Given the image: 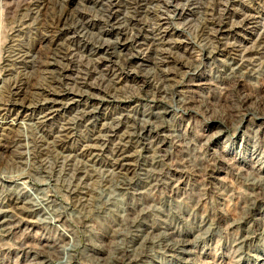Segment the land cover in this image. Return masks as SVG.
<instances>
[{
    "label": "rangeland",
    "instance_id": "374dc122",
    "mask_svg": "<svg viewBox=\"0 0 264 264\" xmlns=\"http://www.w3.org/2000/svg\"><path fill=\"white\" fill-rule=\"evenodd\" d=\"M26 1L3 0L0 14V210L9 221L0 227V264H264V0H146L149 11L136 14L122 0H59L90 13L71 25L93 19L92 38L110 29L98 21L107 5L117 18H136L124 23L133 34L143 26L141 35L114 57L67 35L34 42L43 16ZM102 37L124 41L116 31ZM57 41L69 50L63 58L53 54ZM32 60L56 64L34 71ZM227 65L235 76L219 73ZM25 75L29 101L57 102L6 117L11 92L25 99L15 89ZM42 85L64 95H33ZM143 108L164 110L150 116L158 130L146 149L125 137ZM92 109L100 139L84 141L89 120L78 121L73 136L39 153L42 140L63 137L67 119ZM110 124L116 133L105 131ZM87 144L95 157L82 154ZM8 176L25 196L9 194Z\"/></svg>",
    "mask_w": 264,
    "mask_h": 264
},
{
    "label": "bare ground",
    "instance_id": "6f19581e",
    "mask_svg": "<svg viewBox=\"0 0 264 264\" xmlns=\"http://www.w3.org/2000/svg\"><path fill=\"white\" fill-rule=\"evenodd\" d=\"M2 1L3 0L0 1V14L3 13ZM63 1L66 2L67 0H63ZM145 1L146 0H135V1L134 0L133 1H131V0H122V6L131 9L132 12L135 13V14L140 12V11L147 12V11H149L150 8H148L146 6ZM59 2H60L59 0H29L26 3V7L25 8L27 10L32 8L33 5L37 4L38 8H39L38 9V11H39L38 13L41 16H43L42 23L41 22L39 23L40 31H39L38 34L36 33L37 34L36 36H34L35 37L34 38L35 39L34 42H37V41L39 42V41H41L42 39H45V38L50 39L51 41H54V40H57L58 38L62 37L63 35H67V37H65V38H66V41L68 43H71V42H73V41H75L76 39L79 38L78 39V40H80L79 42L83 43V45H90L92 48H96L95 51L96 50L105 49V47H106V49H112V51H110V52L105 50L106 51L105 53H109V55H111V57H114V53H116L117 55L118 54L121 55L119 53L121 47H127V48L128 47H132L134 45V43L137 42L138 35H141L140 31L144 29L143 26H141L142 28H140V31L137 34L129 33L130 28L128 27V25H126V23L132 22L133 20H136V18L129 17L127 15H124L125 16L124 20L121 17L117 18L116 15H114L115 13L111 11L110 7L112 5L111 6L107 5L108 8L105 9V10H107V14H106L107 18L104 19V20L101 18V19H98V21H103L106 25L110 26V29L101 30V31L99 30L100 34H102V35L105 34L106 35V34L112 33L113 31H116V34L118 33L121 36H124V41L121 42V43L117 42V41L116 42L115 41H111L109 38L102 37V35H98L97 38L93 37L94 38L93 39L92 37H89L88 33H86V32H88L87 25L91 24V26H96L95 23L91 22L93 19L87 24H86V21L85 22L82 21L81 27H82V29L85 32L81 31L82 29H80L79 25L78 26H74V25L72 26L71 25L74 17L79 16L80 14H90V13H88L87 11H78V10H71V9L69 10L68 7L64 6L61 2L60 3ZM120 5H121V3H120ZM4 10H6V9L4 8ZM50 14H54V16L52 15L53 16L52 20H54L53 23L57 24L59 26V28H60V30L57 31V32L54 31V32L51 33V30H49V28H51V26H49L47 17L51 16ZM55 14H56V16H55ZM111 19L114 20L112 24H110L111 23L110 22ZM120 19H122V21ZM124 21L126 23H124ZM210 22L215 23V24H222V20L220 18H215V17H212V16L210 18ZM69 32L75 33L76 36L75 35L74 36H69ZM67 50H68V48L65 45H63V43L60 44L57 41V46L55 48H53V54L54 55H59L60 57L63 58L64 56H66ZM91 53H93V52H91ZM211 53H215V52L212 51ZM203 57L204 58H210L211 57L210 56V52H206V50H205L204 53H203ZM117 58H119V57H117ZM117 58L111 60V62H112V64H114L116 67L119 68L118 70H119L120 73H124L125 72L124 69H126V67H124L121 63H118L119 60ZM128 59H125L124 62L126 63L128 61ZM123 60H121V61H123ZM50 64H56V63L53 60H51V61L32 60L29 66H31L30 68H32L35 71L40 66H45V65L47 66V65H50ZM191 71L197 72L198 70L194 69V70H191ZM219 71H220L219 73L223 74L222 76L225 75L224 76L225 78L228 77V75L235 76V72H237V70L234 67H229L228 65L227 66H221ZM248 74H250V73H248ZM250 75L254 76L256 74L251 73ZM146 77H147V75H146ZM224 77H222V78H224ZM54 78H55V76L49 75V79L48 80L50 82L51 81L53 82ZM28 81H29V76L25 75V76H22L19 79V82H17L15 84V86H16L15 89H18L17 92L19 91L17 93V95L20 96L21 94H23L25 96V99L24 98L23 99L20 98L21 100L20 99L18 100V98L14 97V95H15L14 92H11L10 94L11 95L13 94L12 95L13 97H10V98L8 97V99L4 103L6 105V107H7V108H5L6 114H7L6 117H8L11 112H14V110L16 108H19V109L30 108L31 110L35 111V109L37 107L40 106L42 108V106L46 105L48 102H49V104L50 103L54 104V103L57 102L56 100H51V99L50 100L49 99H45L44 101H41V99L39 100V98H38V100L36 99L35 101L34 100H30L29 101L27 99L28 98V95H27L28 94V91H27ZM177 86H178V83L176 82V84L173 86V89H172L173 94L176 93V87ZM37 88L40 89V91H37V93H33V95L34 94L35 95L36 94L37 95H57V96H63L64 95L63 91L50 90L52 88L49 89L47 86H43L42 85V86H37ZM67 94H68V92H67ZM80 96H83V95L80 94ZM25 100L29 101L28 104H26ZM186 103H187V101L184 99L183 96H181L179 104L183 107V106L186 105ZM163 111L154 113V112L150 111L149 109H145V108L141 109L139 111L141 117H134V121L132 122V124H130V125L126 124V127H128V130L125 132V137L128 139L129 144H132L131 142H134L135 144L136 143H138V144L140 143L142 145L145 144V148L143 146L140 149L149 148L151 146L152 142H153L152 141L153 140L152 139L153 138L152 135L156 134L157 130H158L156 128V126L153 124V122L151 121V117L150 116L151 115H157V113H158V115L154 116V117H155V119L159 118L160 117L159 114H161V112H163ZM96 113H97L96 109L82 110V111H79L76 114V116L73 117L72 119H67L63 123L62 128H61V131L63 133L62 134L63 137L62 138L59 137L57 140H55L53 142H48V141L45 142L44 140H42V143L38 144L39 153H47V152L50 151L51 148L60 146L61 143H64L65 140H67L69 137L73 136L72 135L73 132H70V131L75 129L76 123H78V121L82 122L84 120H89V123H88L89 126H87V128L85 129L84 136L82 134V137H83L84 141H89V140H92V139H95V138L96 139H100V135L96 136L93 133L95 128H96L95 127V123L99 120L98 115ZM16 116H18V113H17ZM41 118L42 119L40 121H38V120L37 121L40 124H44L46 122L47 114L46 115L44 114L43 117H41ZM120 124H122V122H120ZM117 128L118 127L116 125L113 126V125L110 124V125H106L105 131H112V132L116 133ZM237 128H239V127H237ZM225 131L226 130H223V129L219 130V132L217 134L221 135ZM1 135H2V139H4V138L7 139V137H9L6 134L5 135L1 134ZM18 136L20 137L19 134H18ZM105 136H109V135L106 134V135H104V137ZM8 140H9V138H8ZM14 140L15 139L13 138V141ZM10 141H11V139H10ZM4 144L3 143L0 144V147H4ZM94 148L96 149L97 147H95L94 145L87 144V145H84V147L81 149V152H82L83 155H89L90 154L92 157L93 156L95 157V154L92 153V149H94ZM120 165L122 166L123 164H120ZM74 171H77V170H74ZM120 177H121V180H119L117 182V187L118 188H126L128 186V184H129L130 180L129 181L126 180V178L123 177V176H120ZM8 178H12V179H8ZM8 178H7V180H9L11 182V185H9L10 187H8V190H7L9 192V194L15 195V197H18V198L20 196H22V195L25 196L23 188L20 187L17 183H15L16 180H14L13 177H9L8 176ZM97 195H98L97 196L98 200L100 201L102 194L98 193ZM26 203L30 206V208H32V210H36L37 206L39 204L38 200H34V199H29V201L27 200ZM0 217H2V218L5 217L4 211L0 210ZM8 222L9 221L6 218H3L2 220H0V227L2 229H4L8 225Z\"/></svg>",
    "mask_w": 264,
    "mask_h": 264
}]
</instances>
